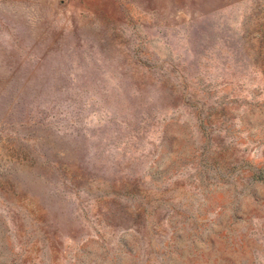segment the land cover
I'll return each mask as SVG.
<instances>
[{
  "label": "rangeland",
  "instance_id": "rangeland-1",
  "mask_svg": "<svg viewBox=\"0 0 264 264\" xmlns=\"http://www.w3.org/2000/svg\"><path fill=\"white\" fill-rule=\"evenodd\" d=\"M0 264H264V0H0Z\"/></svg>",
  "mask_w": 264,
  "mask_h": 264
}]
</instances>
